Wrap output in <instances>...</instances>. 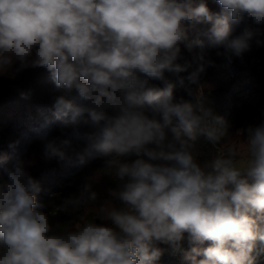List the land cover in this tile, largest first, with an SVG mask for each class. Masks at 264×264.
Masks as SVG:
<instances>
[{
    "label": "clouds",
    "instance_id": "obj_1",
    "mask_svg": "<svg viewBox=\"0 0 264 264\" xmlns=\"http://www.w3.org/2000/svg\"><path fill=\"white\" fill-rule=\"evenodd\" d=\"M215 2L219 11L206 0H0V70L46 68L61 93L55 122L74 129L76 146L49 140L44 159L74 157L79 166L102 159L121 205L100 207L110 223L56 233L37 201L40 183L16 158L0 178V264H155L165 251L158 245L179 250L185 239L191 264H256L254 249L264 243V121L236 132L247 133L244 166L232 146L198 163V138L216 145L231 125L201 88L189 89L194 101L177 100L166 75L197 84L215 66L206 48L230 59L253 41L264 44V0ZM182 46L200 52L181 64ZM8 160L0 155V167ZM97 199L86 179L60 207L75 211Z\"/></svg>",
    "mask_w": 264,
    "mask_h": 264
},
{
    "label": "trees",
    "instance_id": "obj_2",
    "mask_svg": "<svg viewBox=\"0 0 264 264\" xmlns=\"http://www.w3.org/2000/svg\"><path fill=\"white\" fill-rule=\"evenodd\" d=\"M206 2L210 9L219 11L215 0ZM242 27L237 28V33ZM259 39L264 41V36ZM181 52L182 58L177 62L183 64L186 60H193L200 49L195 48L189 52L182 46ZM205 52L215 62V66L208 67L201 75V92L207 99V106L228 121L231 128L216 145L204 137L198 138L196 155L197 162L201 164L216 158L218 149L226 150L229 146L236 148L239 143H244L246 131L240 135L236 133L237 130L264 121V44L257 45L253 41L250 51L242 57L231 56L230 59L217 56L215 49L206 48ZM18 68L19 64L16 63L12 68L0 70V155L9 157L7 164L0 167V178H6L4 168H10L16 158L26 161L29 164L28 171L42 188L37 201L45 205L44 211L56 233L77 231L86 223H110L100 212V207L111 209L121 206L109 193L116 186L114 175L103 167L102 159L93 160L84 166H79L74 157L71 163L44 159V144L49 140L72 139L76 146L74 129H61L55 122L54 102L61 93L55 91L50 72L43 67L17 71ZM188 74L184 72L180 75L186 77ZM140 75L144 78L143 74ZM166 75L175 85L173 94L177 100L183 98L185 101H194V96L189 95V89L194 95L198 94L197 84L187 79L181 84L176 77L168 73ZM153 83L159 84L158 81ZM90 130L87 127L79 129L81 132ZM86 179L98 193L97 201L85 203L75 211L61 210L63 200L78 194ZM209 244L205 241L199 247H207ZM158 246L165 251L155 264H191L190 260L184 258V252L190 250L186 239L179 250L164 244ZM253 256L256 264L264 259V243L257 242ZM202 258L197 257L198 260Z\"/></svg>",
    "mask_w": 264,
    "mask_h": 264
},
{
    "label": "rangeland",
    "instance_id": "obj_3",
    "mask_svg": "<svg viewBox=\"0 0 264 264\" xmlns=\"http://www.w3.org/2000/svg\"><path fill=\"white\" fill-rule=\"evenodd\" d=\"M197 86L199 87L200 91L202 90L201 84L200 82L197 83ZM242 144V145H240ZM238 155L235 159V162L237 164L238 167L240 166H244L246 164L247 161V154H246V144L244 143H239V146L235 148Z\"/></svg>",
    "mask_w": 264,
    "mask_h": 264
},
{
    "label": "built area",
    "instance_id": "obj_4",
    "mask_svg": "<svg viewBox=\"0 0 264 264\" xmlns=\"http://www.w3.org/2000/svg\"><path fill=\"white\" fill-rule=\"evenodd\" d=\"M198 89H199V87H198ZM200 92H201V91H200ZM201 93H202V92H201ZM225 151H226V150L218 149L217 153H218V155H221V154L225 153ZM235 159H236V158H235Z\"/></svg>",
    "mask_w": 264,
    "mask_h": 264
}]
</instances>
